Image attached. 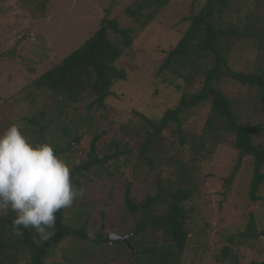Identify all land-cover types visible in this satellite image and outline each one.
<instances>
[{"label":"rangeland","instance_id":"rangeland-1","mask_svg":"<svg viewBox=\"0 0 264 264\" xmlns=\"http://www.w3.org/2000/svg\"><path fill=\"white\" fill-rule=\"evenodd\" d=\"M134 1L48 0L43 4V0H0V133L17 122L23 133L38 143L40 125H44L43 135L54 149L64 148L77 135L70 149L57 154L70 168L87 159L89 142L95 134L99 135L98 157L117 152L100 166L89 168L84 176L74 178L73 184L83 194L64 208L67 222L74 227L84 225L90 234L100 233L103 237L112 233L125 236L129 247L132 241L138 249L141 245L167 244L162 232L135 231L138 214L124 208L125 187L130 184V195L139 202L147 194H154L159 184L164 189L187 185L193 190L185 202L189 210L188 240L176 264H234L229 257H220L223 246L230 247L238 264L264 260V203L248 198L252 159L243 158L228 190L224 191L223 178L237 158L234 135L223 130H215L216 135H212L204 130L208 104L186 113L184 128L196 135L192 141L181 144L174 125H169L154 135L147 153L150 161L141 158L149 129L137 112L157 119L163 110L175 105L182 93L201 87L203 70L210 64L208 58L200 60L189 86L170 70L160 74L158 70L167 51L187 29L189 20L185 17L197 13L206 0H169L144 26L125 13V8ZM263 17L264 0H231L216 22L222 27L253 28L259 27L254 21ZM103 18L115 19L121 28L132 29L128 48L122 46L119 36L110 34L121 47V56L115 64L124 70L126 78L113 82L110 87L113 94L105 99V109L87 110L88 94L60 107L55 105L58 98L51 97L50 92L34 90L31 85L24 88L78 48L98 29ZM222 44L229 46L225 56L232 70L264 71V43L258 37L223 39ZM219 86L234 101L241 123L262 124L254 142L264 145V99L258 91L230 78L220 79ZM26 91H31L32 99L25 96ZM27 117L36 118L38 124H29ZM198 143L202 145L197 146ZM261 172L264 174V165ZM257 194L264 196V181ZM250 214L258 238L241 241L234 234L244 229ZM232 235L233 242L229 243L227 238ZM118 241L93 245L69 237L55 246L45 261L46 264H136L131 249Z\"/></svg>","mask_w":264,"mask_h":264},{"label":"trees","instance_id":"trees-1","mask_svg":"<svg viewBox=\"0 0 264 264\" xmlns=\"http://www.w3.org/2000/svg\"><path fill=\"white\" fill-rule=\"evenodd\" d=\"M48 0H43L45 4ZM169 0H135L125 8V13L141 26L146 25L153 16L163 8ZM231 0H206L200 10L191 14L185 19L189 25L174 47L167 51L162 64L158 70L159 74L170 70L177 76H181L187 86L192 85L191 74L199 69L200 60L207 58V64L203 70L201 87L186 91L181 94L175 105L163 110L157 119H151L144 114L137 112V115L147 125L149 131L145 136L141 148V158L150 161L147 156L154 135L160 134L167 126L174 125V131L178 134L180 143L193 140L196 135L188 132L185 128L186 113L206 103L209 106L205 121L204 130L218 132L219 130L233 133V147L237 152L236 161L229 174L223 178L224 191H227L233 181L244 157H251L253 162L252 177L248 188L250 201L261 200L264 203V196L258 195L260 185L264 181V174L261 168L264 165V145L254 142V135L262 129L261 123L246 125L239 120V111L235 108L234 101L229 98L220 88L222 78H230L242 85L254 87L260 98L264 99V71L245 73L234 71L230 68L226 59V48L222 40H239L245 37L259 38L264 43V17L254 23L259 27L250 28L245 26L238 29L236 26H219L216 19L221 17ZM145 11H148L145 13ZM143 14V18L142 17ZM132 29L121 28L115 19L103 18L98 29L75 50L65 55L59 62L46 69L35 77L30 85L34 90H45L50 92L53 98H58L55 105L64 107L69 103L76 102L83 94H88L90 100L86 109L103 110L106 108L105 99L112 95L110 87L117 79H125L124 70L117 68L115 62L121 56V47L115 43L110 34L114 33L122 40V46L130 47L132 43ZM181 72H178V70ZM178 88V86H176ZM25 96L32 99L31 91H26ZM40 114L39 116H41ZM29 124H38L34 117H27ZM44 125H40V142L46 141L43 135ZM198 137V136H197ZM76 135L72 140L65 143L62 149H55L56 155L72 147L76 142ZM99 135L95 134L90 142L87 151V159L71 168L72 182L94 166H100L104 161L116 156L104 155L98 157L96 145ZM198 143L197 146H201ZM75 178V179H74ZM75 184L78 185L77 180ZM192 188L185 185L176 189H164L159 184L158 190L139 202H135L130 195V184L124 190V208L131 214H138V222L135 231L143 233L146 230L162 232L167 244L141 245L138 249L132 241L129 247L127 240H119L128 246L130 254L134 257L136 264H176L182 255L188 240L187 220L189 210L185 202L192 195ZM16 213L9 210L0 213V264H46V258L53 248L66 238H73L85 241L88 244L96 245L102 241H110L100 233L90 234L86 227H74L68 223L64 208L56 213V226L54 234L46 241L40 242L39 235L35 230L24 229L22 236L16 235V226L13 220ZM237 239L245 241L258 238L255 220L252 214L248 215L243 230L235 233ZM234 235L227 238L229 243L233 242ZM116 243V240L114 241ZM220 257H229L234 264H238L229 246H223L220 250ZM249 264H264V260L251 261Z\"/></svg>","mask_w":264,"mask_h":264},{"label":"clouds","instance_id":"clouds-1","mask_svg":"<svg viewBox=\"0 0 264 264\" xmlns=\"http://www.w3.org/2000/svg\"><path fill=\"white\" fill-rule=\"evenodd\" d=\"M82 194L68 162L51 143H33L17 122L0 133V213H16L17 236L23 235V226L34 229L40 242L48 240L55 232L56 213Z\"/></svg>","mask_w":264,"mask_h":264},{"label":"water","instance_id":"water-1","mask_svg":"<svg viewBox=\"0 0 264 264\" xmlns=\"http://www.w3.org/2000/svg\"><path fill=\"white\" fill-rule=\"evenodd\" d=\"M126 240V237L125 236H121V235H117V234H109V240L110 241H118V240Z\"/></svg>","mask_w":264,"mask_h":264}]
</instances>
